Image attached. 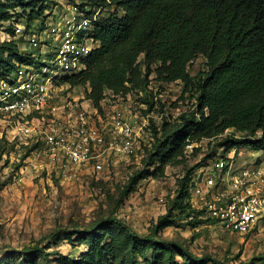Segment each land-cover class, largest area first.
<instances>
[{
	"label": "trees",
	"instance_id": "1",
	"mask_svg": "<svg viewBox=\"0 0 264 264\" xmlns=\"http://www.w3.org/2000/svg\"><path fill=\"white\" fill-rule=\"evenodd\" d=\"M110 1L117 9L95 23L94 36L99 47L88 56L84 70L64 79L72 85L88 84L86 97L98 105L106 90L125 94L131 89H144L153 74L160 83L183 82L182 95L187 92L196 104L195 109L183 111L174 120L152 128L153 141L149 147H143L144 164L120 189V197L149 174L148 168L156 160L158 166L164 167L182 157L187 145L216 138L228 129L241 134L222 136L219 145L225 150L250 145L264 154V0ZM50 3L56 1L0 0V22L10 20L15 15L13 10L19 9L30 23L42 16ZM8 30L13 31L12 27ZM141 54L143 70L138 61ZM198 55L205 58L206 69L191 75L188 64ZM15 62L29 64L35 60L21 52L14 40L1 41L0 75L13 70ZM258 132L260 135L255 137ZM7 147L12 149L14 143L0 138V151ZM24 148L21 159L32 150ZM214 154L212 149L203 162ZM189 174L187 171L181 177L169 208L157 217L146 235H138L122 219L110 215L106 220L93 222L94 229L106 223L117 225L118 230L110 233L108 242L101 245V237L93 238L95 231L85 230L82 242L88 245V251L74 260L58 253L62 264H138L136 255L143 258L144 264H178L177 255L184 258L185 264H206V261L218 264L210 255H197L177 240L158 236L164 226L175 224L178 219L173 213L175 209L185 211L187 224L192 227L201 222L189 218L192 209L185 201ZM259 262L264 264V253L240 264Z\"/></svg>",
	"mask_w": 264,
	"mask_h": 264
},
{
	"label": "rangeland",
	"instance_id": "2",
	"mask_svg": "<svg viewBox=\"0 0 264 264\" xmlns=\"http://www.w3.org/2000/svg\"><path fill=\"white\" fill-rule=\"evenodd\" d=\"M58 2L64 3L63 0ZM50 4L52 7L53 4ZM13 12L15 15L10 20L0 22V42L6 39L7 33L10 34L8 27H13V22L26 16L19 9ZM40 36L43 37V34ZM138 61L143 70V54ZM205 61L202 55L193 58L188 64V72L196 75L206 69ZM149 79L152 88L144 91V96L137 89H131L120 97L107 91L101 102V111L118 104L127 117L137 114L139 121L146 115L149 118L136 136L139 146L137 155L119 157L110 154L100 171H93L90 164L73 168L52 164L46 157L40 137L16 136L10 141L5 135L11 136L0 126L1 138L14 143L12 149L7 147L0 151V264H62L58 253L71 260L79 259L89 248L82 242L83 231H95L94 240L101 237L103 245L108 242L110 233L118 230L114 223L102 224L94 229L93 222L106 220L110 215L122 219L138 235H146L157 217L169 208L178 192L181 177L187 171H190V178L195 176L198 164L204 163L205 156L212 149L221 155L235 150V157L246 156L264 171L262 151L254 150L250 145L235 146L230 150L219 145L222 136L241 134L228 129L216 138L187 145L182 157L173 159L164 167L158 166L159 160H156L148 168L149 174L132 184L126 195L120 197V189L144 164L146 149L144 151L143 147H149L153 141L152 128H159L163 121H172L183 111L196 108L194 98H190L187 92L182 95L183 82L160 83L155 81L153 74L149 75ZM83 91L81 85L70 90L77 97ZM83 95L85 97V91ZM150 103L153 104L151 107ZM259 135L258 132L255 137ZM24 147H32V150L21 159ZM173 213L178 216L175 224L164 226L158 236L177 240L197 255H210L218 264H240L264 253V229L261 227L241 235L225 232L214 224L199 223L192 227L187 224L185 211L175 209ZM147 253L149 255L150 250ZM135 258L138 264H144L141 256L136 255ZM175 259L178 264H185L181 255ZM206 264L211 263L206 261Z\"/></svg>",
	"mask_w": 264,
	"mask_h": 264
},
{
	"label": "built area",
	"instance_id": "3",
	"mask_svg": "<svg viewBox=\"0 0 264 264\" xmlns=\"http://www.w3.org/2000/svg\"><path fill=\"white\" fill-rule=\"evenodd\" d=\"M58 1L30 23L22 18L13 22V31L5 37L35 62H15L13 70L0 75V126L10 141L16 136L40 137L52 164H90L100 171L110 154L137 155L136 136L149 117H127L118 104L101 111L109 90L98 105L86 97L88 84L83 86L85 97L84 91L79 97L70 92L79 85L64 77L86 68L88 56L99 47L95 23L117 6L110 0ZM151 88L148 82L137 91L144 94ZM234 154L235 150L215 153L198 166L185 200L192 209L189 218L242 235L264 229V171L253 160L239 162Z\"/></svg>",
	"mask_w": 264,
	"mask_h": 264
},
{
	"label": "crops",
	"instance_id": "4",
	"mask_svg": "<svg viewBox=\"0 0 264 264\" xmlns=\"http://www.w3.org/2000/svg\"><path fill=\"white\" fill-rule=\"evenodd\" d=\"M242 160H248V161H252L251 159H249L248 157H246V156H244V157H242L241 155L238 157V161L239 162H242Z\"/></svg>",
	"mask_w": 264,
	"mask_h": 264
}]
</instances>
